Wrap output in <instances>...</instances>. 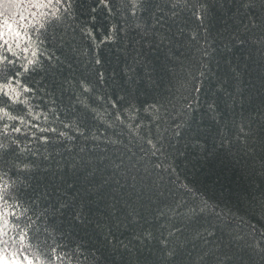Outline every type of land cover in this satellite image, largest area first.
Instances as JSON below:
<instances>
[{"label":"trees","instance_id":"trees-1","mask_svg":"<svg viewBox=\"0 0 264 264\" xmlns=\"http://www.w3.org/2000/svg\"><path fill=\"white\" fill-rule=\"evenodd\" d=\"M69 3L31 43L0 18V255L264 264V0Z\"/></svg>","mask_w":264,"mask_h":264},{"label":"snow or ice","instance_id":"snow-or-ice-1","mask_svg":"<svg viewBox=\"0 0 264 264\" xmlns=\"http://www.w3.org/2000/svg\"><path fill=\"white\" fill-rule=\"evenodd\" d=\"M25 0H0V18L8 17V19L3 20L4 29H6L9 37H15L17 39L23 37L29 43L32 42L31 35L27 33H23L19 28V23L21 21L26 22L29 17L35 21L31 25L32 30L37 34V40L39 36L47 31L49 25L53 22H59L63 19L62 15L59 13L61 12V8L66 12L67 9L71 6L69 0H27L28 7L25 9L23 7ZM107 6V5H105ZM135 6V5H134ZM32 9H39L38 12L31 11ZM27 11L28 15L25 16L24 13ZM19 16L20 20L16 21V17ZM13 21L10 23L9 21ZM86 34L91 36V32L87 31ZM3 33L0 32V38H2ZM8 42L5 41V45L7 46ZM27 49H25L26 51ZM8 51L12 53V56H16V53L12 51L11 47H8ZM32 58L27 60V64L20 65V68L23 72L28 73L29 71H36L38 66V52H32ZM0 63L5 65L11 64L15 66L14 60H8L5 57H0ZM97 64L100 63L99 59L96 61ZM0 73H2L5 83L0 85V97H2V101L7 106V102L11 101L13 104L17 103L19 93L16 92L15 88H12L11 81L8 77L7 67L0 69ZM19 71H17L16 75H19ZM85 91H89L87 86H84ZM24 91L30 92L31 89L25 88ZM24 104H27V101H23ZM3 112L4 117L8 120H19L21 124L24 123V120L18 116L11 115L8 111L0 109ZM30 114V113H29ZM38 119V117H34ZM15 132L19 133L21 129L16 127L13 129ZM5 131H7V126L5 127ZM54 131V129H53ZM4 199L3 195H0V200ZM14 207H20L19 204L14 205ZM11 215H16L14 212ZM23 215V213H21ZM19 219V217H17ZM7 224V220L5 219V225ZM6 234V233H5ZM27 237V233L20 234V241L23 242ZM30 239V238H29ZM3 244L7 245V241H0ZM31 246V243L30 245ZM6 252V249H0V253ZM18 253V250H14L10 257H5V255H0V264H16L15 257ZM33 256H36V253H33ZM60 257H57L59 259ZM26 259L27 264H35V260L32 258H22V260Z\"/></svg>","mask_w":264,"mask_h":264}]
</instances>
